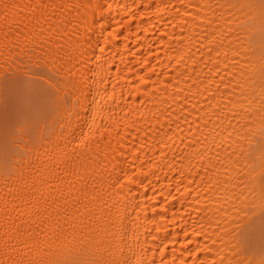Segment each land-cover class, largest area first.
Wrapping results in <instances>:
<instances>
[{
  "label": "bare ground",
  "instance_id": "6f19581e",
  "mask_svg": "<svg viewBox=\"0 0 264 264\" xmlns=\"http://www.w3.org/2000/svg\"><path fill=\"white\" fill-rule=\"evenodd\" d=\"M17 69L48 94L0 159V264H264L233 232L264 213V0H0Z\"/></svg>",
  "mask_w": 264,
  "mask_h": 264
},
{
  "label": "rangeland",
  "instance_id": "374dc122",
  "mask_svg": "<svg viewBox=\"0 0 264 264\" xmlns=\"http://www.w3.org/2000/svg\"><path fill=\"white\" fill-rule=\"evenodd\" d=\"M41 81L42 80L37 77L27 76L19 69L14 70L12 73L6 71L5 75L1 78L0 159H9V155L18 149V147L14 144V141L9 137L10 134L17 133L15 125L19 123L24 126L28 125L27 132H29V134H33L37 130L38 123L36 124V127H33L31 123L34 119L39 120L40 116H43V112L41 110L44 106H46L45 103L47 102V97L45 95L48 94L43 88L44 82L42 83ZM44 100L46 102H43ZM43 110L45 112V108ZM262 234L264 233H261L259 230L254 232L255 237L252 236L250 240L252 248L256 249L260 246L264 247V245H260L261 242L264 243V240H262L264 236H262ZM252 239L254 240L252 241ZM260 249L262 250V248H259L258 250Z\"/></svg>",
  "mask_w": 264,
  "mask_h": 264
},
{
  "label": "snow or ice",
  "instance_id": "6c2138e0",
  "mask_svg": "<svg viewBox=\"0 0 264 264\" xmlns=\"http://www.w3.org/2000/svg\"><path fill=\"white\" fill-rule=\"evenodd\" d=\"M43 83V81H41ZM264 208V205H262ZM259 229L261 233H264V213L259 218V222L250 218L247 213L243 216H238L234 222L233 232L236 233V239L244 244L249 241L254 232Z\"/></svg>",
  "mask_w": 264,
  "mask_h": 264
}]
</instances>
